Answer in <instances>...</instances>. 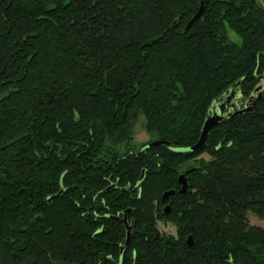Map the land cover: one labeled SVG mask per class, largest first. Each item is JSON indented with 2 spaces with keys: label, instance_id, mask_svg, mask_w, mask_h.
<instances>
[{
  "label": "trees",
  "instance_id": "16d2710c",
  "mask_svg": "<svg viewBox=\"0 0 264 264\" xmlns=\"http://www.w3.org/2000/svg\"><path fill=\"white\" fill-rule=\"evenodd\" d=\"M203 1L0 0V264H264V86L178 151L264 77V7Z\"/></svg>",
  "mask_w": 264,
  "mask_h": 264
},
{
  "label": "water",
  "instance_id": "95a60500",
  "mask_svg": "<svg viewBox=\"0 0 264 264\" xmlns=\"http://www.w3.org/2000/svg\"><path fill=\"white\" fill-rule=\"evenodd\" d=\"M204 7H205V2L203 0H200L199 3V7H198V11L196 12V14L190 19V21L187 23V25L185 26L184 30H188L190 28V26L197 21L203 11H204ZM154 40L150 41V43H146V45H149L151 43H153ZM262 86L259 85L252 93V95L245 101L244 103V108L243 109H238L236 110L232 116L237 115V114H241L247 111H250L253 109V107L255 106L256 100L260 97V90H261ZM259 94V95H258ZM227 96L226 98V102L230 101L231 98H233V92H226L225 94ZM224 95V96H225ZM220 108V110L222 111L224 108V104H220L218 106H216V108ZM212 111V112H211ZM226 117L222 115V112L218 111L215 113L214 109H211L203 123L202 129H201V133H200V137L198 142L196 143L195 146H193L190 149H184V151H180V152H195L197 150H199L203 144L205 143L206 137L209 134V132L218 124L220 123L223 119H225ZM166 144L165 142L162 141H154L152 143H150L146 148H151L154 146H158V145H163ZM191 171V170H190ZM143 177V175H141V178ZM178 184L180 185V190L179 193L180 194H185L187 191V181L184 177V175H179L178 179H177ZM174 194L173 191H169V192H165L163 193L162 197H161V203H164V201H166L169 196H172ZM163 213L165 215H168L170 213V207L169 206H165L163 209ZM125 215H124V222L125 221ZM130 237V228L127 227V234H126V240L128 242ZM186 245H188L189 247H192V238L191 236H189L186 240Z\"/></svg>",
  "mask_w": 264,
  "mask_h": 264
},
{
  "label": "rangeland",
  "instance_id": "374dc122",
  "mask_svg": "<svg viewBox=\"0 0 264 264\" xmlns=\"http://www.w3.org/2000/svg\"><path fill=\"white\" fill-rule=\"evenodd\" d=\"M257 1L259 4H261L264 7V0H257ZM227 37H228L229 41H231L235 44L239 45L241 43V39L235 33L231 32L230 30H227ZM260 85L264 86V77L261 78ZM233 95H234L233 98L235 97L237 101L241 100V96H240V94H237V92H234ZM236 95H237V97H236ZM234 105H235V107L234 106L232 107L231 112L225 116L226 118L229 116H232V114L236 110L239 109L238 104H234ZM216 106H217V102L215 104H213L211 109H214ZM217 111L222 112L220 110V108H218V107H217ZM133 130H134L133 140H134V143H137V145H140V143H146L150 140V136L147 135L144 131L142 118L138 119ZM178 151H184V149H178ZM247 220H248L249 225L260 227V228L264 229V221L259 220L254 215L248 214ZM157 228L161 233H164L167 235H173L174 234V230L172 229V227L170 225H164L163 223H159L157 225Z\"/></svg>",
  "mask_w": 264,
  "mask_h": 264
},
{
  "label": "flooded vegetation",
  "instance_id": "af4514ba",
  "mask_svg": "<svg viewBox=\"0 0 264 264\" xmlns=\"http://www.w3.org/2000/svg\"><path fill=\"white\" fill-rule=\"evenodd\" d=\"M236 97H237V95H236ZM226 98H227V96L225 95V96H223L222 98H220V99H218V101H217V106L218 105H220V104H224V108H223V110H222V115L223 116H226L228 113H230L231 112V109H232V107L234 106L235 107V105L234 104H238V107H239V109H242V108H244V103H245V100L246 99H244L243 97H241V100H239V101H237L236 100V98L234 97V98H232L230 101H228V102H226ZM214 111H215V113L216 112H218L217 111V108L215 107L214 108ZM212 112V111H211ZM134 144H137V143H134ZM140 144H144V143H140ZM182 175V174H181ZM178 183V182H177ZM179 185V184H178ZM179 187H180V185H179ZM113 189V188H115V186H114V184H112V185H110L109 187H107V189ZM167 201V200H166ZM166 201H164V203H162V205H163V207H162V211H163V209H164V207L165 206H169V205H167V204H165V202ZM128 214H129V211L128 210H126V211H124L123 213H121V215L120 216H118V223L124 228V230H125V233L127 234V227H129L130 228V235H131V230H132V223L129 221V219H128ZM170 214V213H169ZM168 214V215H169ZM124 215H125V221L126 222H124ZM129 241H130V237H129V240H128V242H127V240H126V238H125V241H124V244H123V246L121 247V251L123 252L124 251V249L127 247V245L129 244Z\"/></svg>",
  "mask_w": 264,
  "mask_h": 264
}]
</instances>
